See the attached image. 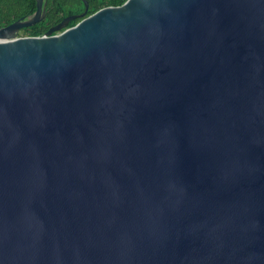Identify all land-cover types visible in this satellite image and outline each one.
Listing matches in <instances>:
<instances>
[{"label": "water", "instance_id": "95a60500", "mask_svg": "<svg viewBox=\"0 0 264 264\" xmlns=\"http://www.w3.org/2000/svg\"><path fill=\"white\" fill-rule=\"evenodd\" d=\"M82 1L0 28V264H264V0Z\"/></svg>", "mask_w": 264, "mask_h": 264}, {"label": "trees", "instance_id": "16d2710c", "mask_svg": "<svg viewBox=\"0 0 264 264\" xmlns=\"http://www.w3.org/2000/svg\"><path fill=\"white\" fill-rule=\"evenodd\" d=\"M45 17L32 27L22 29L19 36L40 37L52 26L58 24L68 16L81 14L85 11L82 0H45ZM127 0H85L87 11L85 16H90L106 7H118ZM36 11V0H0V28L8 26L21 18H30ZM74 19L67 24V28L78 23Z\"/></svg>", "mask_w": 264, "mask_h": 264}, {"label": "flooded vegetation", "instance_id": "af4514ba", "mask_svg": "<svg viewBox=\"0 0 264 264\" xmlns=\"http://www.w3.org/2000/svg\"><path fill=\"white\" fill-rule=\"evenodd\" d=\"M77 15H79V14H76L75 16H77ZM72 16H74V15H72ZM81 19H78V21H80Z\"/></svg>", "mask_w": 264, "mask_h": 264}]
</instances>
